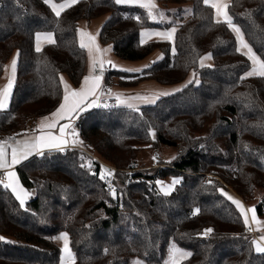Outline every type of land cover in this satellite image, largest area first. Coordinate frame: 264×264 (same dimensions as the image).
<instances>
[{"label": "trees", "instance_id": "1", "mask_svg": "<svg viewBox=\"0 0 264 264\" xmlns=\"http://www.w3.org/2000/svg\"><path fill=\"white\" fill-rule=\"evenodd\" d=\"M157 2L192 6L190 17L175 24L173 43L141 45V30L171 24L114 0H79L59 18L43 0H0V77L12 55L20 53L10 106L0 111V140L36 133L38 119L62 102L61 76L74 87L81 84L87 52L79 47L77 29L83 21L105 19L99 41L121 60L145 61L161 53L142 73L107 71L105 86L144 81L176 86L195 71L200 81L138 110L116 106L81 112L75 127L83 150L47 151L22 163L17 168L21 184L33 195L21 208L0 186V264H60L61 248L53 238L62 232L68 233L76 264L136 259L164 264L172 243L192 253L182 264H264L239 210L219 191L249 204L258 189L264 190V77L241 79L251 61L236 51L234 32L214 22V10L203 0ZM228 11L264 60V0H231ZM36 32H52L56 43L37 53ZM208 53L214 64L201 68L199 59ZM163 147L177 149L175 159L159 157L165 167L137 163L144 149ZM90 152L117 169L115 198L100 179L105 167ZM170 177L181 182L164 196L156 181ZM196 208L200 212L193 216ZM256 212L264 218V196ZM208 228L214 231L202 235Z\"/></svg>", "mask_w": 264, "mask_h": 264}, {"label": "snow or ice", "instance_id": "2", "mask_svg": "<svg viewBox=\"0 0 264 264\" xmlns=\"http://www.w3.org/2000/svg\"><path fill=\"white\" fill-rule=\"evenodd\" d=\"M18 2V0H17ZM43 2L48 5L51 11L55 14L57 18L61 16V13L66 9L72 7L79 0H63L62 3H55L54 0H43ZM117 5L129 4V5H139L141 8L147 10V15L152 20H156L157 16L163 19V12L158 11V6L155 0H114ZM203 4L214 10V22L216 24L224 23L229 29H231L236 36L238 47L237 52H242V54L251 61V70L248 71L245 76L241 79H245L251 76L264 77V60H262L253 48L245 41L244 34L241 29L233 23V18L229 14L230 0H203ZM137 21L140 20L139 16L134 17ZM79 36V47L87 51L89 58V71L88 75L83 77L81 85L78 89L72 88L63 78L60 77V82L63 85V98L59 106L50 113L49 116L42 117L37 125V130L39 135H35L31 138L24 140H15V138L10 137L6 140H0V171L3 175H0V186L5 189H10L11 193L15 196V199L19 201L21 208L25 207L26 201L33 195V193L27 191L19 181L17 173L13 170L14 167L20 164L22 161L27 160L33 154L43 155L45 149L65 151V148L69 145L75 146L82 144L83 142L79 140V134L73 127V121L79 117V114L86 111L91 107H114L123 105L132 110H138L137 104L134 101H139L144 104H154L162 96H169L175 92H180L183 88L188 87L189 84L195 83L199 85L200 81L195 72L192 73V78L189 79L181 88L173 89L172 91H155L149 94H136L135 96L124 97L122 94L113 93L111 89L107 90L109 96H115L117 105H108L99 103L100 95H104V89L102 87V81L104 77V72L106 71L105 65H110L112 68H118L120 71L142 73L144 69L150 68L152 64L156 61H151L149 64L143 66V68H122L118 66L114 61L106 59L107 54L111 51V46L108 48H101L97 43V36L99 32L95 35L84 29H77ZM176 28H172L170 31L154 32L150 30H143L140 33V43L141 45L147 44L154 36L159 37L161 40L173 41ZM47 43L54 45L56 40L52 32H36L35 33V51L40 53L42 51V44ZM175 53V48L172 49ZM20 53L17 51L16 55L13 57L9 66H5V71L10 74L7 77V84L0 87V111L7 109L9 105V100L12 94V89L15 83L17 58ZM158 57V59H161ZM212 54L208 53L199 59V66L201 68L211 67L205 63V61L211 60ZM97 71L99 74H97ZM90 97H95L89 102ZM68 121L65 124L60 125V121ZM59 126L58 133L54 134L53 129ZM155 138V133H150ZM10 150V151H9ZM157 157L154 156L153 160ZM175 159V157H173ZM91 162L88 163V167L91 168ZM84 167V165H81ZM114 176V171L106 168L102 169L100 174V179L108 181L109 183V194L115 198L116 190L112 187L109 177ZM180 179L174 178L171 184L165 185L162 181H156L159 186V192L164 196H169L174 191L175 186L179 184ZM211 183V181H209ZM221 195L231 201L232 204L236 206L239 210L240 215L243 217V223L248 231H264V221H260L257 218L255 206L251 208H245L241 201L235 199L223 189L219 190ZM200 212L199 208L193 210L192 215H198ZM251 213V217H249ZM252 224L256 225V228H252ZM214 230L211 228L205 229L202 235L207 236ZM4 237H0V240ZM53 239L60 240L63 242V247L61 248L60 264H76V257L72 249L69 247V236L68 233L62 232L59 236ZM251 244L254 246L257 253H264V235H261L258 239H253ZM107 252V249H105ZM168 259L165 264H182V261L188 259L192 253L187 252L175 243L170 244L168 249ZM132 264H144L142 260H134Z\"/></svg>", "mask_w": 264, "mask_h": 264}, {"label": "crops", "instance_id": "3", "mask_svg": "<svg viewBox=\"0 0 264 264\" xmlns=\"http://www.w3.org/2000/svg\"><path fill=\"white\" fill-rule=\"evenodd\" d=\"M157 6H158V9H159V4L157 2V0H155ZM231 2V0H230ZM120 5H124V6H134V7H140L139 5H129V4H120ZM181 9V8H180ZM166 16H171L169 12L166 13ZM170 19V18H168ZM162 20V24H171L169 21H166V20ZM105 22V19H97V20H93V21H83L79 24V29H84V30H87L88 32L92 33L93 35H95L97 32H100L103 24ZM178 24V23H177ZM175 25V24H174ZM173 24H171L170 27H167V28H152V29H147V30H150V31H154V32H163V31H170L172 28H176L177 30V27L176 25L174 26ZM145 30V29H143ZM141 30V32L143 31ZM140 32V33H141ZM235 34V33H234ZM175 35H176V32L174 34V40H175ZM78 39H79V36H78ZM141 39V37H140ZM173 41H170V42H174ZM151 41H167V40H161L159 37H153L151 40H149L148 42H151ZM97 43L99 44V46L101 48H108L109 46H104L100 43L99 41V35L97 36ZM45 45H48L47 43H44L42 44V48L45 46ZM243 51H246V49L242 50ZM87 52V51H86ZM241 52V53H242ZM158 57H161V53L160 52H156L152 55V57L150 59H147L145 61H137V62H131V61H124V60H121L119 59L118 57L115 56L114 52H113V49L111 47V51L107 54L106 56V59H110L112 61H114L118 66L122 67V68H143L144 65L146 64H149L151 61L153 60H156L158 59ZM206 64L208 65H211L213 66L214 62H213V58L211 60H208V61H205ZM107 67H110V65H105V68ZM16 69H17V66H16ZM112 69H117L118 68H112ZM88 71H89V58H88V54H87V68H86V75H88ZM107 71L104 72V75ZM9 74H10V71H9ZM7 74V72H4V74L2 75V77H0V87H3L4 85L7 84V80H4V76L5 75H9ZM97 74L98 71H97ZM8 77V76H7ZM251 77H255V76H251ZM63 78L64 80L74 89H78L80 87V85L78 87H74L72 85V83L70 82L69 78L65 75H63ZM192 78V74L189 76L188 80ZM15 80H16V75H15ZM187 80V81H188ZM186 83V82H185ZM184 83V84H185ZM15 84V83H14ZM184 84H181V85H176V86H162L156 82H153V81H144V82H140L138 85L136 86H133V87H124V86H118V85H111L109 88L112 90L113 93H119V94H122L124 97H129V96H135L136 94H149L151 92H155V91H172L173 89H176V88H181ZM63 86V85H62ZM105 86V81H104V77H103V81H102V87ZM14 88V86H13ZM12 92H13V89H12ZM12 96V94H11ZM163 97V96H162ZM92 99H95V97H90L89 98V102L92 100ZM10 102H11V97H10V100H9V105L7 107V109L9 108L10 106ZM134 103L137 104V107H140V106H143V105H151V104H144V103H141L139 101H134ZM120 106H123V105H120ZM93 108V107H91ZM5 109V110H7ZM90 109V108H88ZM87 109V110H88ZM4 111V110H3ZM84 112V111H83ZM79 118V117H78ZM78 118H76L74 121H73V127L75 128V124L78 120ZM41 120V118L38 119L37 121V124H36V133L35 134H30V135H26V136H23L22 138L18 139V140H24V139H28V138H31L35 135H39V131L37 130V125L39 123V121ZM68 121L66 120H62L60 121V125L62 124H65L67 123ZM60 125H57V128L56 129H53L52 131L54 132V134H59L58 133V129H59V126ZM80 140V138H79ZM81 141V140H80ZM71 148H77V149H84V146H83V143L82 144H78V145H75V146H72V145H69L65 148V150H68V149H71ZM10 151V150H9ZM47 151H58V150H49V149H45L44 150V153L47 152ZM91 153V152H90ZM95 158L98 157L95 153H91ZM39 154H33L32 156H30L28 159H30L31 157L33 156H37ZM27 159V160H28ZM27 160H24L22 161L20 164L16 165L14 167V171L17 173V176L19 178V175H18V171H17V168L22 164L24 163L25 161ZM0 175H3L2 171H0ZM19 181H20V178H19ZM20 184H21V181H20ZM22 185V184H21ZM23 186V185H22ZM26 189V188H25ZM10 190V189H9ZM28 191V190H27ZM262 193V192H260ZM236 199L235 196H232ZM260 197V198H259ZM31 198V197H30ZM30 198L26 201V204L29 202ZM259 199H261V196L259 195L257 197V200L259 201ZM241 201V200H240ZM19 202V201H18ZM242 204L245 206V208H251L249 204H246L245 202L241 201ZM25 204V206H26ZM255 210H256V206H255ZM256 215H257V218L260 220V221H264V218L263 217H259L257 212H256ZM249 217H251V213H249ZM252 228L255 229L256 228V225L255 224H252ZM253 239H258L261 235H264V231H255L253 230ZM255 249V248H254ZM183 262V261H182Z\"/></svg>", "mask_w": 264, "mask_h": 264}, {"label": "rangeland", "instance_id": "4", "mask_svg": "<svg viewBox=\"0 0 264 264\" xmlns=\"http://www.w3.org/2000/svg\"><path fill=\"white\" fill-rule=\"evenodd\" d=\"M134 7V6H133ZM181 8V9H180ZM191 4H185L184 7H178V5H170V6H161L159 5V9L158 11L160 12H163L164 14V17H163V20H166V21H169L171 24H177V23H180L181 21L183 20H187L190 15H191ZM169 12L171 16H166V13ZM170 18V19H168ZM156 21L157 23H163L161 18L159 17V15L157 16V19L154 20ZM237 26V25H236ZM245 39V38H244ZM246 41V40H245ZM17 52H15L12 57L10 58L9 62L7 63L6 66H9L13 57L16 55ZM119 70V69H118ZM10 71V70H9ZM6 72V71H5ZM195 73L197 74V77H198V72L195 71ZM7 74H9V72H7ZM7 76L8 75H5L4 76V80H7ZM8 81V80H7ZM75 130H76V127H75ZM76 132L78 133V131L76 130ZM157 154L159 155L160 158L162 159H167V160H171L173 157L176 156L177 154V149L175 148H169V147H163L161 148L159 151H157ZM97 160H100L101 159L99 157H96ZM153 160V152L149 149H144L143 151H141L138 155V159H137V163L139 165H141L142 163H145L147 165L146 168H151V162ZM172 180L173 178H168L166 180H161L162 182H164L165 185L167 184H171L172 183ZM178 185V184H177ZM176 185V186H177ZM175 186V187H176ZM158 189H159V186H158ZM262 192V193H260ZM261 196V198L264 196V190L262 189H258L257 191V194H256V197L254 199V201L252 203H249L250 207H253V206H256L259 201H261V199H259V201L257 200V197L258 196ZM260 198V197H259ZM59 236V235H58ZM55 242H57V244L60 246V248L63 247V242L60 241V240H56L54 239ZM69 241H70V238H69ZM69 247H70V243H69ZM71 248V247H70ZM182 249V248H181ZM184 250V249H183ZM186 251V250H185ZM168 259V258H167ZM166 259V260H167ZM137 260V259H136ZM165 264V263H164Z\"/></svg>", "mask_w": 264, "mask_h": 264}, {"label": "built area", "instance_id": "5", "mask_svg": "<svg viewBox=\"0 0 264 264\" xmlns=\"http://www.w3.org/2000/svg\"><path fill=\"white\" fill-rule=\"evenodd\" d=\"M109 70H112V67H111V66L106 68V71H109ZM103 89H104V93H105V94H104V95H100L99 103H100L101 105H103V104L117 105V101H116V99H115V96H109V95L107 94V90L110 89V88H109L108 86H104ZM114 107H116V106H114ZM96 108H105V107L101 106V107H96ZM108 108H110V107H108ZM91 155H92V154H91ZM154 156H156L157 159H156V160H152V162H151V166H152V167H151V168H163V167H165L164 165H161V164L159 163V155L157 154V152H153V157H154ZM92 157H93L95 160H97V158H95L93 155H92ZM97 161H99V162H101V163L103 164L102 161H100V160H97ZM103 166H104L105 168L109 169V170H113L114 173L117 171V169L114 168V167H112V166L105 165V164H103ZM108 179L110 180L112 187L115 188V186H114L115 175H114L113 177H109ZM107 186H108V190H109V183H108V181H107ZM246 233L249 234V235H253V234H254L253 231H248V230H246Z\"/></svg>", "mask_w": 264, "mask_h": 264}]
</instances>
